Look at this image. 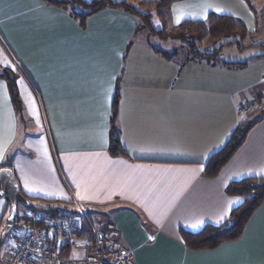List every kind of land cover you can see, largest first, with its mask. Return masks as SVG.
<instances>
[{
	"label": "crops",
	"instance_id": "1",
	"mask_svg": "<svg viewBox=\"0 0 264 264\" xmlns=\"http://www.w3.org/2000/svg\"><path fill=\"white\" fill-rule=\"evenodd\" d=\"M209 13L233 16L249 33H264V0H178L164 16L173 29ZM138 23L122 8L106 7L82 28L66 9L42 0H4L0 67L11 69L7 61L21 71L23 111L20 116L14 109L8 88L7 95L0 89V168L11 159L31 206L85 209L97 227L133 252L135 264H264V201L238 239L216 248L190 249L179 234L219 225L227 200L240 197L226 187L264 176V116L217 175L204 172L235 127L256 116L239 115L238 106L264 93V55L242 67L187 53L178 59L179 52L167 58L158 50L174 49L152 44ZM112 125L124 155L109 151ZM25 184L36 191L29 193ZM8 211L9 201L0 195V232ZM199 220L200 228L188 226ZM10 230L0 237V263L18 231L4 245L1 238Z\"/></svg>",
	"mask_w": 264,
	"mask_h": 264
},
{
	"label": "trees",
	"instance_id": "2",
	"mask_svg": "<svg viewBox=\"0 0 264 264\" xmlns=\"http://www.w3.org/2000/svg\"><path fill=\"white\" fill-rule=\"evenodd\" d=\"M48 6L66 9L69 15L75 20L82 28L85 26V21L88 17L96 12L106 8L120 7L124 11L135 15L138 20L137 29H145L148 33L155 34L162 39H177L181 41L178 49H184L188 58H200L209 61L220 60V52L225 45H236L237 47L244 48V41L251 38L252 33H249L246 26L239 19L225 14L209 13L204 20H186L173 29H169L166 22L164 11L175 1L178 0H151L147 2H139L143 6L142 11L137 10L133 0H42ZM247 3L249 0H245ZM74 6H77L76 8ZM151 10H155V17L160 23V28L155 29L152 25ZM168 30V31H167ZM204 49L200 50L199 47ZM178 49L173 51H162V55L167 58H172L178 53ZM228 66L242 67L245 62H224ZM0 78L3 79L10 94L11 102L16 112L21 116L23 111L22 101L18 89L17 81L18 75L13 73L10 68L0 67ZM118 92L115 91L111 121L113 122L116 107H117ZM256 115L250 120L240 122L232 132L231 136L218 151L214 152L208 159L205 167L206 176H215L226 162L232 157L238 147L242 144L246 133L251 126L264 116V108L259 109L254 113ZM109 151L113 155H124L123 149L115 127L112 125L110 130V145ZM7 167L11 168V159L6 161ZM226 192L230 195H238L242 197L239 205L234 207L229 213L227 219L219 225H204L196 232L187 231L184 229L179 230L180 237L183 243L190 249H213L221 243L230 240L238 239L254 211L264 201V176L260 177H245L240 180L231 182L226 187ZM22 193V192H21ZM23 194V193H22ZM24 195V194H23ZM26 198L27 196L24 195ZM23 206V205H22ZM27 210L30 208L42 209L54 214H64V208L48 206H24ZM19 208V207H18ZM24 213L21 214L19 220L20 225L23 224ZM18 218V217H17ZM14 229L19 228L14 222Z\"/></svg>",
	"mask_w": 264,
	"mask_h": 264
},
{
	"label": "built area",
	"instance_id": "3",
	"mask_svg": "<svg viewBox=\"0 0 264 264\" xmlns=\"http://www.w3.org/2000/svg\"><path fill=\"white\" fill-rule=\"evenodd\" d=\"M261 108L264 93L257 101L238 106V114L245 116ZM20 227L4 264H135L133 252L121 246L108 229L97 227L80 206L71 214L30 208ZM74 252L81 255L75 257Z\"/></svg>",
	"mask_w": 264,
	"mask_h": 264
},
{
	"label": "rangeland",
	"instance_id": "4",
	"mask_svg": "<svg viewBox=\"0 0 264 264\" xmlns=\"http://www.w3.org/2000/svg\"><path fill=\"white\" fill-rule=\"evenodd\" d=\"M115 1H118V0H115ZM139 2H141L140 0H133V3L135 5V7L137 8V10H141L143 9V6L141 8V6L139 5ZM142 2H147L142 0ZM75 8L77 6H74ZM151 15H152V25L155 27V29H159L160 28V23H157L159 22L157 20V18L155 17V10H151L150 11ZM142 31L144 32L143 35L145 34L146 35H149V40L152 42V44L156 45V46H159L161 48H164V49H170V50H173V49H178L179 46L181 45V41L177 40V39H168L167 41L165 40H161L159 39L158 37H156L155 34H148L146 28L142 29ZM168 31V30H167ZM141 35V32L138 34V36ZM244 48H239L237 47L236 45H225L223 46V48L221 49V52H220V56L219 58L223 59V60H230L232 62H248V61H254L253 59H257V56H260V55H264V33L261 32V30H258L256 31L254 34H252L251 38H247L245 41H244ZM174 46V47H173ZM200 50L204 49L203 46L202 47H199ZM179 53H178V59H182L186 52L184 49H178L177 50ZM256 63V62H255ZM258 64V62L256 63ZM255 64V65H256ZM16 71L15 73L17 75H19V73H21V71H19V69L17 67H15ZM22 75V73H21ZM27 211V209L24 207V206H19L18 208V215L16 217V223L17 225L20 227V223H21V220H19V217H21V214L25 213ZM63 213H73L71 211H67L66 209L65 210H62ZM8 217V214L5 216V218ZM2 230L1 229V232H0V237H1V234H2ZM15 229L12 228L9 233L6 234V237L4 239L1 238L2 242H4V245H7V242H8V239L10 237V234L14 231ZM0 264H4L3 263H0Z\"/></svg>",
	"mask_w": 264,
	"mask_h": 264
},
{
	"label": "water",
	"instance_id": "5",
	"mask_svg": "<svg viewBox=\"0 0 264 264\" xmlns=\"http://www.w3.org/2000/svg\"><path fill=\"white\" fill-rule=\"evenodd\" d=\"M6 172L9 174H5ZM0 195L5 196L9 201V211L7 217L8 223L2 232V234H4L14 227L15 218L18 215L19 205H29L28 199L20 191L12 169L7 166L0 168Z\"/></svg>",
	"mask_w": 264,
	"mask_h": 264
},
{
	"label": "snow or ice",
	"instance_id": "6",
	"mask_svg": "<svg viewBox=\"0 0 264 264\" xmlns=\"http://www.w3.org/2000/svg\"><path fill=\"white\" fill-rule=\"evenodd\" d=\"M120 2L123 3V0H120ZM3 3H4V0H0V6H2ZM173 10H174V9H173ZM217 11H222V10H221V9H217ZM205 18H206V17H205ZM175 22H176L177 24H179V23H180V18L177 17L176 20H175ZM157 23H159V22H157ZM3 63H4V65H5V67H11L12 72L15 73V71H16L15 67L9 65L7 61H4ZM15 83H16V84H19L20 81H15ZM7 88H8L7 84H5V83H3V82H0V89H3V90H4L5 95H7ZM33 103H34V102H33ZM33 111H35V109H33ZM4 158H5V157H4V151H3V148H0V161L4 160ZM201 170H203V168H201ZM5 174H9V173L6 172ZM256 174H257V175H260V173H256ZM25 189H26V191H28L29 193H31V192H33V191H36V189H33V188L28 187L27 184H25ZM241 201H242V197H237V198H235V199H229V200H227V202H226V206H225L224 208L221 209V212H220V214L218 215V217H217L215 223H216V224H220L221 222H223V221L225 220V218L229 215L230 211L232 210V207H233L234 205H238V204H240ZM9 218H11V217H9ZM203 223H204L203 220H199V221H197L196 223H193V224L188 225V226L191 227L192 229H198V228H200V227L202 226ZM152 238H153V237H151V236L148 237L149 240H151Z\"/></svg>",
	"mask_w": 264,
	"mask_h": 264
}]
</instances>
